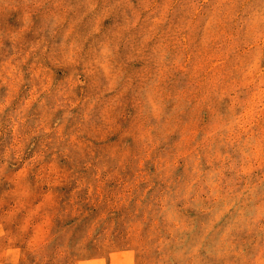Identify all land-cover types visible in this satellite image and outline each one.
<instances>
[{
  "label": "rangeland",
  "instance_id": "rangeland-1",
  "mask_svg": "<svg viewBox=\"0 0 264 264\" xmlns=\"http://www.w3.org/2000/svg\"><path fill=\"white\" fill-rule=\"evenodd\" d=\"M0 264H264V0H0Z\"/></svg>",
  "mask_w": 264,
  "mask_h": 264
}]
</instances>
